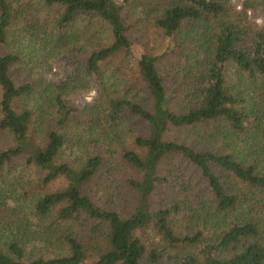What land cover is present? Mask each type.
Listing matches in <instances>:
<instances>
[{
	"label": "trees",
	"instance_id": "trees-1",
	"mask_svg": "<svg viewBox=\"0 0 264 264\" xmlns=\"http://www.w3.org/2000/svg\"><path fill=\"white\" fill-rule=\"evenodd\" d=\"M28 40L35 64L23 62ZM60 54L74 57L64 84L23 75ZM87 77L101 89L79 108L64 94ZM74 129L111 144L130 135L119 145L135 174L118 198L96 201L99 177L116 169L103 147L64 159ZM18 164L40 177L28 179L29 201L11 205L2 183ZM263 209L264 28L247 10L0 0V264H264ZM30 216L43 227L32 231Z\"/></svg>",
	"mask_w": 264,
	"mask_h": 264
},
{
	"label": "rangeland",
	"instance_id": "rangeland-1",
	"mask_svg": "<svg viewBox=\"0 0 264 264\" xmlns=\"http://www.w3.org/2000/svg\"><path fill=\"white\" fill-rule=\"evenodd\" d=\"M232 5L237 9H245L248 11V15L250 20L255 24L257 28H264V0H230ZM29 40L27 42H23L21 44V48H23V62L28 61L32 57V63H37L39 56L36 55L35 51L32 52V49L29 47ZM25 51H24V47ZM72 60L74 57L68 56L67 54H60L53 58H49L46 63L37 64H29L26 66L25 70L22 65V73L25 75L27 70L32 69L33 79H44L49 83H57L64 84L69 81L70 76L74 74V66L72 64ZM227 80L229 84H234L236 82V75L234 70L227 66ZM86 87H71V80L68 83L70 89L66 90V94H64L65 99L69 100L70 104L83 108L86 104L94 102L95 98L98 96L101 86L96 77H87ZM171 83V82H170ZM168 82V90L170 91L173 86ZM135 121H133L132 128L133 131L137 132L143 129L142 124H140L137 128H135ZM74 127V126H73ZM145 132L146 129H143ZM74 136L70 143L64 146V159L73 160L76 157L85 156V153L92 152L95 150L97 146L103 147L105 157H111L113 161V166L116 167L114 171H112L108 176L106 174H102L99 179L101 184L97 187L96 201L100 204H105L108 199H116L121 195L120 190L124 191V187L122 186L124 176H132L134 175V171L131 169L129 164L125 163L122 159L121 151H120V143L128 144L131 141L130 135H123L120 141L114 142L111 144L109 137L107 138L105 134H102L101 131H94L92 134L90 132L86 133L82 129H74ZM132 135V134H131ZM113 140V138L111 137ZM97 142H99L97 144ZM109 145V146H108ZM122 171L121 177H115L117 169ZM107 172V171H105ZM107 176V177H106ZM16 177H22L21 181H18ZM40 177V174L37 173L35 169H26L22 164L16 165L11 174H7L8 183H2V186L5 187L6 191L4 196H7V200L11 205H15L17 203H25V201H29L32 198V185H30L28 179H32V181H37ZM22 182L26 183L27 188L22 189ZM117 187V188H116ZM119 191L118 196H115V193ZM114 194V195H113ZM121 197V196H120ZM118 201V200H117ZM28 211V210H27ZM264 212V209H263ZM264 215V213H263ZM262 215V216H263ZM31 221L29 222V228L32 231L43 227L42 223L38 218L30 216ZM43 244L39 243L37 246H41ZM33 246H29L28 250L31 251ZM45 247L35 248L33 252H39L44 250L42 253H48ZM40 254V253H39Z\"/></svg>",
	"mask_w": 264,
	"mask_h": 264
}]
</instances>
